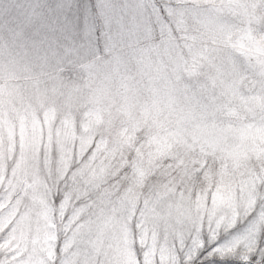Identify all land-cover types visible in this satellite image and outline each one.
Listing matches in <instances>:
<instances>
[{
  "label": "snow or ice",
  "instance_id": "1",
  "mask_svg": "<svg viewBox=\"0 0 264 264\" xmlns=\"http://www.w3.org/2000/svg\"><path fill=\"white\" fill-rule=\"evenodd\" d=\"M0 264H264V0H0Z\"/></svg>",
  "mask_w": 264,
  "mask_h": 264
}]
</instances>
